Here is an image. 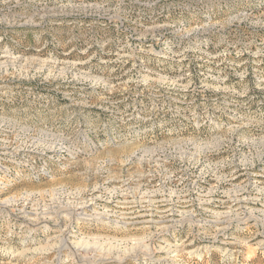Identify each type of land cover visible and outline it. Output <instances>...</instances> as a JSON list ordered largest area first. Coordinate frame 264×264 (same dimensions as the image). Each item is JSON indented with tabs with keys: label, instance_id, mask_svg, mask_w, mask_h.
Masks as SVG:
<instances>
[{
	"label": "rangeland",
	"instance_id": "1",
	"mask_svg": "<svg viewBox=\"0 0 264 264\" xmlns=\"http://www.w3.org/2000/svg\"><path fill=\"white\" fill-rule=\"evenodd\" d=\"M0 264H264V0H0Z\"/></svg>",
	"mask_w": 264,
	"mask_h": 264
},
{
	"label": "bare ground",
	"instance_id": "2",
	"mask_svg": "<svg viewBox=\"0 0 264 264\" xmlns=\"http://www.w3.org/2000/svg\"><path fill=\"white\" fill-rule=\"evenodd\" d=\"M187 202V201H186ZM137 214V213H136ZM137 217V216H136ZM88 220V219H87Z\"/></svg>",
	"mask_w": 264,
	"mask_h": 264
}]
</instances>
